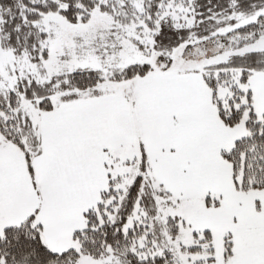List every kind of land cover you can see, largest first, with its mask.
<instances>
[{"label":"snow or ice","instance_id":"snow-or-ice-1","mask_svg":"<svg viewBox=\"0 0 264 264\" xmlns=\"http://www.w3.org/2000/svg\"><path fill=\"white\" fill-rule=\"evenodd\" d=\"M0 264H264V0H0Z\"/></svg>","mask_w":264,"mask_h":264}]
</instances>
